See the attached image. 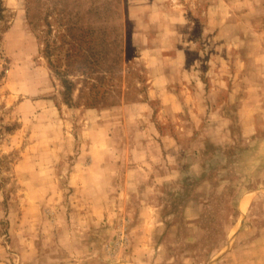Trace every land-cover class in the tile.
<instances>
[{
  "label": "rangeland",
  "instance_id": "rangeland-1",
  "mask_svg": "<svg viewBox=\"0 0 264 264\" xmlns=\"http://www.w3.org/2000/svg\"><path fill=\"white\" fill-rule=\"evenodd\" d=\"M0 264H264V0H0Z\"/></svg>",
  "mask_w": 264,
  "mask_h": 264
},
{
  "label": "bare ground",
  "instance_id": "bare-ground-1",
  "mask_svg": "<svg viewBox=\"0 0 264 264\" xmlns=\"http://www.w3.org/2000/svg\"><path fill=\"white\" fill-rule=\"evenodd\" d=\"M245 205H246V200H244V201L242 202V207H243V209H244Z\"/></svg>",
  "mask_w": 264,
  "mask_h": 264
}]
</instances>
